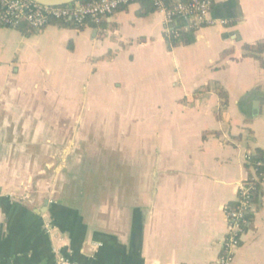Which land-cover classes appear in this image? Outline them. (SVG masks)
<instances>
[{
    "label": "crops",
    "instance_id": "crops-1",
    "mask_svg": "<svg viewBox=\"0 0 264 264\" xmlns=\"http://www.w3.org/2000/svg\"><path fill=\"white\" fill-rule=\"evenodd\" d=\"M140 7L0 26V264H215L264 154V0H214L227 24L174 46ZM253 204L229 264H264V174Z\"/></svg>",
    "mask_w": 264,
    "mask_h": 264
},
{
    "label": "built area",
    "instance_id": "built-area-1",
    "mask_svg": "<svg viewBox=\"0 0 264 264\" xmlns=\"http://www.w3.org/2000/svg\"><path fill=\"white\" fill-rule=\"evenodd\" d=\"M140 0H88L75 1L67 4L56 6H44L33 0H0L2 12H0V23L15 24V21L24 18L34 31H40L49 25V20H60L70 24H82L85 20L98 21L102 18L111 16L118 8L127 6ZM157 10L164 13L165 31L169 37L176 38L178 36L177 28H170L172 21L176 16L182 15L187 18L188 24L183 27V31L188 32L202 27L225 26L227 20L216 18L211 15V0H189L186 3L176 1L168 7L164 5L162 0H153ZM256 167L264 168V159L258 160L253 166L255 174ZM258 178L252 177L246 180L240 186L243 192V198L240 199L241 212H251L254 210V204L250 201L249 189ZM246 187V188H245ZM225 214L226 234L220 241V253L215 264H229L234 249L237 247L236 238L240 228L238 222L229 214ZM237 219L240 215L236 216ZM246 222V221H243ZM60 264H72L65 257L59 256Z\"/></svg>",
    "mask_w": 264,
    "mask_h": 264
},
{
    "label": "trees",
    "instance_id": "trees-1",
    "mask_svg": "<svg viewBox=\"0 0 264 264\" xmlns=\"http://www.w3.org/2000/svg\"><path fill=\"white\" fill-rule=\"evenodd\" d=\"M80 1H88V0H80ZM172 1H179V2H182V3H186L189 0H162L164 5H166L167 7L171 4ZM211 1H212V5H213V1L214 0H211ZM139 2L141 3V7H140V9L138 11L139 15H145V14H147L149 12L157 10L156 6L154 5V1L153 0H140ZM0 12H2L1 6H0ZM87 22H89V20H85V22H83L82 24H70L68 22L60 21V20H53V19L49 20V24H58L60 26L74 27V28H77V29H82ZM0 26L15 28V29L19 30L20 32H22L23 34H25V35H29V34L35 32L34 29L29 25V23L24 18L17 19L15 21V24H13V25L12 24H2V23H0ZM177 32H178V36L176 38L169 37L170 38V40H169L170 45L174 46L177 43L186 44L187 43L186 32L183 31V30H180V29H178ZM263 159H264V154L261 151H257V155L256 156L248 157V163L251 166H255V164H256V162L258 160H263ZM256 169H257L256 170V176L258 178V181L253 183L252 188L249 189V192H248L249 195H250V198H251L250 201L252 203L255 202V200H257V197L259 195L260 183L262 181L263 174H264V168L256 167ZM249 180H251V178H249ZM243 192H244V190L240 187L238 189V193H237L236 199L234 201H232V202H229L224 207V212L226 214L231 215L238 222V225H239V228H240V231H239L238 235L239 234L242 235L245 231H247L250 228V220H251V217H250L251 216V212H249V211L248 212H241L240 211V206H241L240 199L243 198ZM237 215H240L239 219L236 218ZM243 221H246V222H243ZM241 235H240V237H241ZM240 237L238 236L236 238V243L237 244H239Z\"/></svg>",
    "mask_w": 264,
    "mask_h": 264
},
{
    "label": "water",
    "instance_id": "water-1",
    "mask_svg": "<svg viewBox=\"0 0 264 264\" xmlns=\"http://www.w3.org/2000/svg\"><path fill=\"white\" fill-rule=\"evenodd\" d=\"M41 5L44 6H56V5H62V4H67L70 2H75L79 0H33Z\"/></svg>",
    "mask_w": 264,
    "mask_h": 264
}]
</instances>
